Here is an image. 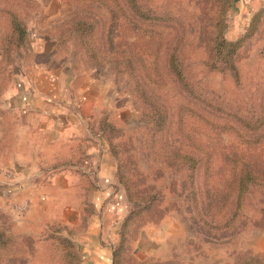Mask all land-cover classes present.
<instances>
[{"label": "rangeland", "instance_id": "1", "mask_svg": "<svg viewBox=\"0 0 264 264\" xmlns=\"http://www.w3.org/2000/svg\"><path fill=\"white\" fill-rule=\"evenodd\" d=\"M33 1L27 80L68 66L74 84L106 87L85 128L105 141L119 196L97 204L99 183L78 180L62 204L75 224L0 209V264H83L77 239L107 209L112 264H264V0ZM217 40L240 41L235 69L210 63Z\"/></svg>", "mask_w": 264, "mask_h": 264}, {"label": "crops", "instance_id": "2", "mask_svg": "<svg viewBox=\"0 0 264 264\" xmlns=\"http://www.w3.org/2000/svg\"><path fill=\"white\" fill-rule=\"evenodd\" d=\"M25 63L22 53L9 65L0 85V209L17 222H29L53 208L63 222L75 224L81 217L78 207L62 204L77 201L63 197L73 193L78 180L99 183L93 193L97 204L111 195L117 202L119 196L112 190L115 163L106 143L85 128L89 109L100 103L106 87L93 78L81 86L74 84V70L68 66L54 72L40 70L30 83ZM79 130L88 142L81 162L76 147ZM65 143L67 152H63ZM117 222L110 209L91 216L77 239L83 264H112Z\"/></svg>", "mask_w": 264, "mask_h": 264}, {"label": "trees", "instance_id": "3", "mask_svg": "<svg viewBox=\"0 0 264 264\" xmlns=\"http://www.w3.org/2000/svg\"><path fill=\"white\" fill-rule=\"evenodd\" d=\"M33 3V0H0V17L5 18L4 22L7 25V33L3 39L4 47L2 46V55L0 58V85L4 83L9 65H11L15 58L22 55L24 49L21 48L28 49L29 31L27 28V20ZM239 43L240 41L233 43L226 40H217L213 45L216 54L215 57L209 58V60H211L210 63L213 65H223L225 68L235 69V53ZM218 68L219 66H217V69ZM174 71L181 73L176 68ZM176 74L179 75L180 78L182 77L181 74ZM237 75L238 73L235 74V76ZM243 134L244 135L241 137L247 139L248 132L243 130ZM247 177H250V175L244 176L241 184H246ZM3 212L6 213L5 211ZM5 233L6 230L0 225V250H3L5 247V245L1 243L2 237L6 235Z\"/></svg>", "mask_w": 264, "mask_h": 264}]
</instances>
